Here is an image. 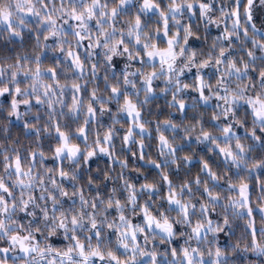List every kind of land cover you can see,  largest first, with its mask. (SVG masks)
I'll return each mask as SVG.
<instances>
[{"label":"clouds","instance_id":"clouds-1","mask_svg":"<svg viewBox=\"0 0 264 264\" xmlns=\"http://www.w3.org/2000/svg\"><path fill=\"white\" fill-rule=\"evenodd\" d=\"M154 4L0 0V264H264V0Z\"/></svg>","mask_w":264,"mask_h":264},{"label":"snow or ice","instance_id":"snow-or-ice-1","mask_svg":"<svg viewBox=\"0 0 264 264\" xmlns=\"http://www.w3.org/2000/svg\"><path fill=\"white\" fill-rule=\"evenodd\" d=\"M249 3H251V0H249ZM144 4H145V6H147V7H155L154 0H144ZM201 7H207V5H201ZM239 7H240V6L237 5V15L239 14ZM124 8H125L126 10H129V11H130V8H129L126 4L124 5ZM72 11H73V13H74V15L72 16V20H75V21H78V22H79V21H82V20L84 19V16H83V13H82V12L77 11L76 8H73ZM195 11L199 12V9H195ZM89 12H90V14L94 15V14H95V8L89 7ZM111 14H112L113 16H116V15H117V11H116L115 8L111 9ZM89 18H91V17H89ZM137 20H138V22H142V17L138 16V17H137ZM167 31H168V29H167V24H166V22H165V32H167ZM177 34H179V33H177ZM53 35H55V34L53 33ZM48 38H49L48 36H45V39H46V40H47ZM100 43H101L100 40H97V47L100 46ZM122 43H123V40H121V44H122ZM149 55H152L151 50H149ZM67 56H69V57H73V59H74L75 61H78V62L81 64V70H82V61L80 60V54H79V51H77L75 54H73V52H72L71 49L69 48L68 51H67ZM37 67H38V66H37ZM50 72L55 73V72H56V69H55L54 67H52V68H50ZM261 76H262V78H264V73H261ZM73 87H74L75 89H79L81 86H80L79 84H74ZM8 91H10V90L0 89V95H3V94H5V93L8 92ZM19 91H20V89H19V87H17V88H16V93H19ZM113 91H117V90L114 88ZM203 92H204V89H203V87H202V88H201V93L203 94ZM39 100H40V97H36V101L38 102ZM14 102H15V101H13V103H14ZM257 102H259V98H257ZM181 106H184L183 102H181ZM254 111H255V114L259 117V116H260L261 109L258 108V107H255V108H254ZM142 126H143V125H142ZM56 130H57L58 135L61 136V137H63V140H64V144H63V146H58V147H57V149H56L57 152L62 151V150H63V147H68V148H72V147H74L73 145H70V144L68 143V135H67V132L61 130V128H60V126H59V123H57ZM80 131H81V132H84L85 129L82 128ZM257 133H259V134H257ZM204 136H205V137L209 136V133H208L207 131H205V132H204ZM252 138H253V140L259 141L260 146H261L262 148H264V128H261V129H254L253 132H252ZM160 139L163 141V140H165L166 138L162 135V136L160 137ZM221 151H222V152L225 151V149H224L222 146H221ZM93 154H94V153H91V152H90V153H89V156H92ZM33 156L35 157V154H33ZM17 161L19 162V157H17ZM204 164H205L206 166H208L209 171H211V166L208 165V161H204ZM246 187H247V184H246V183H241L240 188H241L242 191H243V189H245ZM170 196H171V194H170ZM146 210H147V209L145 208V211H146ZM5 211H6V208H5ZM253 231H255V229H253ZM97 234H98V233H97ZM133 235H135V233H133ZM74 238L78 240V237H74ZM23 239H30V237H24ZM137 243H139V240H137ZM24 247L27 248L28 246H27V245H24ZM79 247H80V249H81V253L84 254V255H86V253H85V246H84L83 244H80ZM3 251L6 253V252H7V249H4ZM70 251H71V250L69 249V252H70ZM173 252H175V249H173ZM217 252L219 253V250H217ZM184 253H185V255L188 257V264H191V259H192V257H191V255L188 253V249H187V248L184 249ZM98 255H101V256H102V253H99ZM111 255H112V257L114 258L115 261H118V260H119V256H117V254H116L115 252L111 253ZM201 255H202V253H201ZM124 264H127V261H125ZM133 264H135V259H134V258H133Z\"/></svg>","mask_w":264,"mask_h":264}]
</instances>
